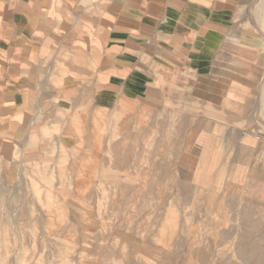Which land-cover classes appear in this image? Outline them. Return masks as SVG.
Here are the masks:
<instances>
[{"label": "rangeland", "instance_id": "1", "mask_svg": "<svg viewBox=\"0 0 264 264\" xmlns=\"http://www.w3.org/2000/svg\"><path fill=\"white\" fill-rule=\"evenodd\" d=\"M226 45L218 77H199L218 82L213 108L174 69L105 108L102 134L98 108L79 110L40 163L0 169V264H264V0Z\"/></svg>", "mask_w": 264, "mask_h": 264}, {"label": "crops", "instance_id": "2", "mask_svg": "<svg viewBox=\"0 0 264 264\" xmlns=\"http://www.w3.org/2000/svg\"><path fill=\"white\" fill-rule=\"evenodd\" d=\"M247 1L0 0V169L10 175L25 161L40 163L47 140L68 134L63 127L79 110L93 117L98 108L102 134L105 108L147 94L174 69L183 71L181 89H209L213 108L218 82L199 77L217 75L213 65L231 52L226 43ZM229 96L223 106L237 109ZM202 130L214 146L211 124ZM68 147L58 146L57 165Z\"/></svg>", "mask_w": 264, "mask_h": 264}, {"label": "bare ground", "instance_id": "3", "mask_svg": "<svg viewBox=\"0 0 264 264\" xmlns=\"http://www.w3.org/2000/svg\"><path fill=\"white\" fill-rule=\"evenodd\" d=\"M157 254H158V253H157ZM144 258H145V257H144ZM157 258H158V257H156V260H157ZM159 258H161V257H159ZM159 258H158V259H159ZM153 259H154V258H153ZM148 260H149V259H148ZM148 260H147V262H148ZM154 260H155V259H154ZM160 260H161V259H160Z\"/></svg>", "mask_w": 264, "mask_h": 264}]
</instances>
